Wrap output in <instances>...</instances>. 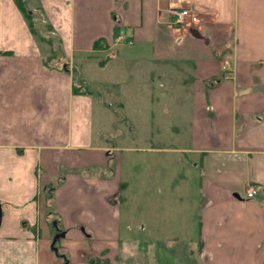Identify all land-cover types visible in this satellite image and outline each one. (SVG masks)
I'll list each match as a JSON object with an SVG mask.
<instances>
[{"label":"crops","instance_id":"1","mask_svg":"<svg viewBox=\"0 0 264 264\" xmlns=\"http://www.w3.org/2000/svg\"><path fill=\"white\" fill-rule=\"evenodd\" d=\"M23 2L54 38L0 0V264H264V0ZM178 5L199 15L202 39L171 23ZM114 59L152 64L147 82L187 93L191 143L153 150L165 166L190 155L199 213L153 207L148 222L133 208L121 151L129 167L149 149L118 145V110L96 89L112 81L91 77Z\"/></svg>","mask_w":264,"mask_h":264},{"label":"rangeland","instance_id":"2","mask_svg":"<svg viewBox=\"0 0 264 264\" xmlns=\"http://www.w3.org/2000/svg\"><path fill=\"white\" fill-rule=\"evenodd\" d=\"M38 18L35 19V25L38 30L45 32L47 24L42 18ZM182 31L180 29V32ZM45 36L52 35L46 34ZM52 38L54 37L52 36ZM54 43L55 48L58 49V43L55 41ZM110 53L99 55L103 63L112 57ZM152 67V64L143 66L136 61L127 64L120 59H114L100 72L93 71L91 76L95 79L94 85L98 84L96 81L100 79L108 80L110 78L109 80L112 81V85L101 84L96 89L105 93L108 103L114 105V108L118 110L114 114L116 126L123 132L119 133V130H114V125L112 132L117 136L125 134L124 138L120 137L117 140L118 145L134 147L139 150L149 149V151L130 153L132 157L129 167L124 158L126 153L121 151L124 160L123 174L127 175L131 187V194L128 195L138 196V199L135 197L132 200V206L133 208L142 207L141 214L148 222H153L156 217L151 211L153 207L157 209L164 206L166 210L169 209V212L172 210V213L174 208L180 207L185 212V208L189 210L196 207L197 213H199L201 203L200 198L196 202L197 204L193 202L195 194L198 195L200 178L199 172L190 165L192 160L190 155L176 154L173 157L177 159V156H180L182 164L177 165L173 162L174 165L166 164L165 166L162 164L163 160L159 158L162 153L157 154L156 150H153L161 145L187 148L191 143L192 135L189 134L191 104L184 102L187 93L183 90L179 93L177 87L174 89L171 84L172 78L166 77L167 79L163 81L156 79L155 82H147L148 69ZM177 95L181 97L182 101H177L178 99L175 97ZM119 98L125 103L126 108L123 110L118 108ZM125 116H128L130 121L128 126L131 128L125 126ZM173 127L179 128L178 134L173 133ZM151 149L152 151H150ZM123 196V194L120 195V202L124 205ZM171 217H174V222L176 215L173 214ZM61 240L58 239L56 242L57 251L63 249ZM70 249L71 251L76 249L75 242L71 244ZM67 253L65 252L62 257L64 258Z\"/></svg>","mask_w":264,"mask_h":264},{"label":"built area","instance_id":"3","mask_svg":"<svg viewBox=\"0 0 264 264\" xmlns=\"http://www.w3.org/2000/svg\"><path fill=\"white\" fill-rule=\"evenodd\" d=\"M171 16V23L177 28L182 29L183 31L189 32L192 28L196 27L200 22V17L197 15L191 8L182 7V6H171L169 10ZM125 36L121 32L118 35L116 42L121 43L124 42ZM257 194L256 188H249L247 190V198L251 199Z\"/></svg>","mask_w":264,"mask_h":264},{"label":"trees","instance_id":"4","mask_svg":"<svg viewBox=\"0 0 264 264\" xmlns=\"http://www.w3.org/2000/svg\"><path fill=\"white\" fill-rule=\"evenodd\" d=\"M17 2L19 3V7L21 8L22 12L25 15V18L29 24V28L31 30V33L34 36H36L38 39L45 37L43 35V33H45L46 31H49L50 30L49 27L47 26L46 30H44L45 32L38 30L36 25H35V23H36L35 22V13L34 12L30 13L29 10L26 9L25 3L23 2V0H17ZM45 65L48 66L47 62L45 63ZM89 262L91 264H99V262L96 260H90Z\"/></svg>","mask_w":264,"mask_h":264},{"label":"water","instance_id":"5","mask_svg":"<svg viewBox=\"0 0 264 264\" xmlns=\"http://www.w3.org/2000/svg\"><path fill=\"white\" fill-rule=\"evenodd\" d=\"M190 33H191V35H192L193 37L202 39V37H200L195 31H191ZM0 223H1V208H0ZM63 236H64V234L57 235V236L55 237V239H54V241H53V244H52V249H53V250L57 251V248L55 247L56 242H57V240H58L59 238H61V237H63Z\"/></svg>","mask_w":264,"mask_h":264},{"label":"flooded vegetation","instance_id":"6","mask_svg":"<svg viewBox=\"0 0 264 264\" xmlns=\"http://www.w3.org/2000/svg\"><path fill=\"white\" fill-rule=\"evenodd\" d=\"M61 234H62V233L57 232L56 236H57V235H61ZM64 235H65V234H64ZM63 237H64V236H63ZM63 237L59 238V240L62 239Z\"/></svg>","mask_w":264,"mask_h":264}]
</instances>
